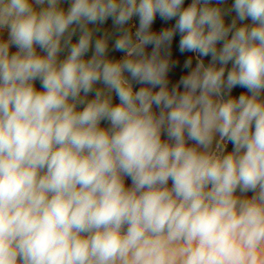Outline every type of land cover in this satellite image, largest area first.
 Listing matches in <instances>:
<instances>
[{"label": "clouds", "instance_id": "clouds-1", "mask_svg": "<svg viewBox=\"0 0 264 264\" xmlns=\"http://www.w3.org/2000/svg\"><path fill=\"white\" fill-rule=\"evenodd\" d=\"M0 264H264V0H0Z\"/></svg>", "mask_w": 264, "mask_h": 264}, {"label": "rangeland", "instance_id": "rangeland-1", "mask_svg": "<svg viewBox=\"0 0 264 264\" xmlns=\"http://www.w3.org/2000/svg\"><path fill=\"white\" fill-rule=\"evenodd\" d=\"M130 183V182H129Z\"/></svg>", "mask_w": 264, "mask_h": 264}]
</instances>
